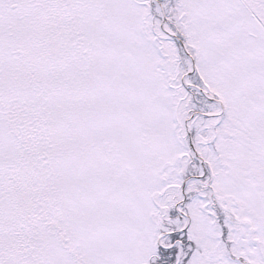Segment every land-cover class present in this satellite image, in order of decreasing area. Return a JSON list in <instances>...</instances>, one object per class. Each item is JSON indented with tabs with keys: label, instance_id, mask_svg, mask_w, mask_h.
Segmentation results:
<instances>
[{
	"label": "snow or ice",
	"instance_id": "1",
	"mask_svg": "<svg viewBox=\"0 0 264 264\" xmlns=\"http://www.w3.org/2000/svg\"><path fill=\"white\" fill-rule=\"evenodd\" d=\"M0 264H264V0H0Z\"/></svg>",
	"mask_w": 264,
	"mask_h": 264
}]
</instances>
